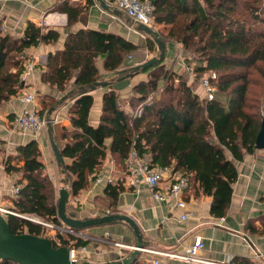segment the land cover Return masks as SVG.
Here are the masks:
<instances>
[{"label": "trees", "instance_id": "1", "mask_svg": "<svg viewBox=\"0 0 264 264\" xmlns=\"http://www.w3.org/2000/svg\"><path fill=\"white\" fill-rule=\"evenodd\" d=\"M150 3L153 25H170L167 36L185 51L198 55V64L192 72L210 79L216 88L214 98L211 101L199 98L181 76L165 70L160 62L141 71L148 72L147 78L132 89L128 105L132 110L141 108L139 115L125 113L117 93L110 90L103 95L99 123L92 127L88 123L92 96L87 89L100 80L96 61L101 60L105 70L115 72L118 80L132 71V67L118 69L137 46L117 35L98 31L69 34L64 49L47 56L42 75L43 82L58 90L74 79L68 96L73 100L68 109L72 129L62 128L58 138L54 137L63 160L69 161L61 167L69 180L67 199L88 186L107 153L124 168L128 154L134 150L147 157L151 166L183 172L189 179L188 189L192 187L197 195L211 199L210 215L224 217L237 178L232 160L241 161L244 153L255 151L254 142L262 121L258 107L247 94L249 70L264 75L258 65L264 66V0H150ZM72 16L70 13L68 22ZM177 23L179 26L175 27ZM57 38V33H44L28 23L19 45L14 47L11 37L0 31V105L21 88L22 62L14 61L13 56ZM147 40L151 50L154 42ZM211 73L215 75L213 79ZM55 103L52 99L40 101L41 116ZM40 156L38 145L32 140L19 146L15 155L4 158V172L19 173L17 183H21L10 210L59 224L52 182L41 173ZM124 190L118 183L105 187L109 207L117 203ZM6 219L12 234L42 235L43 228L39 225L12 215ZM261 233L264 234V229ZM58 238L64 247L68 240L74 247L86 245L81 238ZM132 264L148 263L135 258Z\"/></svg>", "mask_w": 264, "mask_h": 264}, {"label": "crops", "instance_id": "2", "mask_svg": "<svg viewBox=\"0 0 264 264\" xmlns=\"http://www.w3.org/2000/svg\"><path fill=\"white\" fill-rule=\"evenodd\" d=\"M103 1L114 7L113 0ZM70 13L73 16L68 22ZM28 23L40 28L44 33L55 32L58 38L56 41L40 43L37 47L23 51L20 55L22 67L29 62L33 63L31 74L22 82L23 85L18 93L0 108V208L6 210L12 207L10 189L14 185L20 186L21 183H17L20 178L19 173L4 172L3 160L9 155H15L19 146L32 140L36 141L41 154V173L50 179L53 188L58 176L64 174L55 163L46 129L34 134L21 132L14 126L16 116L24 107V96L32 93L36 102L44 99L56 101L64 99L52 114V118L55 119L53 138H58L62 128L67 131L72 129L68 109L73 100L68 96L74 79H71L63 90L43 82L42 75L45 72L47 56L62 51L68 35L80 30L117 35L137 46V50L130 55L134 65L154 57V53L157 52L155 44L149 50L148 38L144 33L136 30V23L122 12L119 16L111 11L102 10L95 0H82L77 3L70 0H0V31L3 35L11 37L14 47L19 45ZM170 27V25L155 24L152 28L165 44V56L160 65L165 70H171L181 76L188 86L193 87L196 75L190 72L189 66L184 61L185 52L182 45L167 36ZM128 61L129 55L118 70L125 69ZM96 68L100 78L98 82H112L117 79L115 72L104 69L101 60L96 61ZM147 75L148 72H140L130 79L127 88L115 91L125 113L135 116L138 108L132 110L128 100L132 96L133 87L145 81ZM196 89L194 92L202 98L200 85ZM108 91H110L108 87H97L89 92L92 96V105L88 114V123L92 127H96L99 123L102 98ZM8 115L13 118L12 122L7 119ZM59 143L62 145L63 141L60 140ZM64 162L69 161L64 159ZM232 162L237 170V178L232 185V197L226 215L221 218L210 215L211 199L201 194L197 195L195 189L191 187L182 195L190 215L187 219L180 220L182 211L175 207L173 199L166 198L159 202L154 200L152 192L145 185H141L138 190L128 187L123 165L116 163L109 153L95 176L111 173L115 184H121L125 188L119 195L117 203L109 207L110 200L104 194L106 185H94L95 177L93 180H90V177L86 188L67 199L66 213L73 214L77 219L101 217L100 213L106 215L107 212L129 217L138 227L145 249L156 252H141L137 257L138 262L200 264L165 255L182 254L184 249L199 237L205 246L200 256L207 261L244 264L241 262L244 260L248 264H264V234L261 233L264 229V150L255 149L253 153H244L241 161L232 160ZM168 184V180L164 179L158 192L165 194ZM100 203H104L103 206L99 205ZM78 232L80 238L86 241L87 247V252L81 254L80 258L82 261L95 264H109L119 261L120 258L123 260L129 257L136 241L131 228L120 221ZM105 233L108 237H105ZM113 243H121L130 248L120 249L114 247Z\"/></svg>", "mask_w": 264, "mask_h": 264}, {"label": "built area", "instance_id": "3", "mask_svg": "<svg viewBox=\"0 0 264 264\" xmlns=\"http://www.w3.org/2000/svg\"><path fill=\"white\" fill-rule=\"evenodd\" d=\"M73 3L80 2L82 0H70ZM114 7L122 12L126 17L131 19L136 24H142L149 28H153L152 22V6L150 0H113ZM137 65V64H135ZM132 63V59L129 55V61L126 63L125 67H133L135 66ZM33 69V63L29 62L23 66L22 73L20 75V80L25 81L31 74ZM190 72L192 69L189 68ZM215 75L213 73L210 74V78L213 79ZM201 87V99L205 101H211L214 98L216 88L210 82V79L205 76L200 82ZM24 107L21 109L20 113L15 118V128L21 132H30L37 134L46 129V116H41L40 109L35 99V95L32 93L26 94L23 98ZM141 108H138L135 115L140 114ZM261 118L264 120V108L260 113ZM55 122V119H53ZM124 175L126 177V185L134 190H138L141 185H145L151 192L152 197L156 201H164L166 198H171L175 201L174 205L177 209L181 210L182 213L179 216L180 220H185L190 215V212L187 210L186 202L182 199L183 193L189 188V179L188 177L180 171H174L172 167L159 168L156 166H151L148 162V158L145 156L138 155L134 150H131L128 154L127 159L125 160L124 165ZM167 179L169 184L165 191V194H161L158 192L160 184ZM94 185L105 184L114 185L115 179L113 178L111 173L101 174L95 176ZM21 186L14 185L10 189L11 199L14 200L17 198L19 190ZM0 213L7 216L12 215L18 218H26L33 222H36L37 225L49 229L53 235L49 236V238L56 246H62L61 241L58 238L62 236L64 238L68 237H77L80 238L81 235L78 231L67 228L61 222L59 224L50 223L48 221H36L30 218L25 217V215L14 212L12 210H6L0 208ZM107 214H109L107 212ZM105 237H108V234L105 233ZM69 244L66 248L69 250V258L70 261H78L82 262L80 258L81 254H85L87 252L86 246L74 247L72 246V241L68 240ZM114 247L122 248H130L121 243H113ZM204 242L201 238H196L193 243L188 245L182 254H165L170 257L179 258L185 262H195L200 264H231L229 261L226 263H214L211 261H207L203 259L200 254L204 251ZM149 253H156L155 251L146 250ZM142 251V252H143ZM119 255V252H118ZM120 258V257H119ZM122 258L119 259L121 261ZM151 264H157L156 261H152Z\"/></svg>", "mask_w": 264, "mask_h": 264}, {"label": "water", "instance_id": "4", "mask_svg": "<svg viewBox=\"0 0 264 264\" xmlns=\"http://www.w3.org/2000/svg\"><path fill=\"white\" fill-rule=\"evenodd\" d=\"M99 7L104 11H111L115 15H121V12L107 5L103 0H95ZM136 30L145 34V36L152 40L156 45L157 55L132 67V71L118 80L112 82H95L87 89L88 92L95 90L97 87H108L109 90L121 91L130 85V79L141 71L148 70L155 67L165 56V44L156 35V33L149 27L142 24H136ZM23 83H21V86ZM64 99L56 101L46 113V133L50 149L52 151L57 167L61 168L64 160L53 138V118L52 114L59 107ZM254 148L256 150H264V120L260 123V129L256 135ZM63 185L58 191V200L56 205V217L67 228L83 230L90 227L107 225L114 222L126 223L132 230L135 236V245L129 257L122 261H117L109 264H132L133 260L137 258L145 249L142 240V235L136 224L127 216L120 214H106L101 217L77 219L73 214L66 213L67 203V178L61 180ZM33 222L29 219L22 218ZM37 225V224H36ZM8 261L15 264H95L88 261L74 262L70 261L69 250L64 246H54L53 242L44 236H35L28 233L12 234L7 223L6 216L0 213V262Z\"/></svg>", "mask_w": 264, "mask_h": 264}, {"label": "rangeland", "instance_id": "5", "mask_svg": "<svg viewBox=\"0 0 264 264\" xmlns=\"http://www.w3.org/2000/svg\"><path fill=\"white\" fill-rule=\"evenodd\" d=\"M181 21L179 20V23ZM177 25V26H176ZM175 25V27H178V23ZM184 61L185 63L189 66V68H193L194 66H196L198 64V55L195 53H190L189 51H185L184 50ZM158 52L154 53L153 56H156ZM13 60L14 61H21L20 59V55H14L13 56ZM259 65V68H261L264 71V66L263 65ZM205 78V75L198 77V76H194V86L192 87L193 90H197L196 87H198V85H200V82L202 81V79ZM248 79H249V85H248V98L250 100V102L258 107V113H261V110L264 108V75L260 74L259 72H257L255 69H251L249 70V74H248ZM202 95V92H201ZM38 101V106L40 107ZM2 105H0L1 108ZM136 113V112H135ZM7 119L12 122L13 118H10V115L7 116ZM65 178V174L59 175L57 180H56V185L53 188V191L55 190L56 193L53 194V202L57 203L58 200V191L60 190V188L63 187L61 180ZM54 185V184H53ZM69 180L68 183L66 184V189L68 190L69 188ZM70 198H72V196H70ZM104 203H100L99 205L103 206ZM69 214V213H68ZM100 216H103L102 213H100ZM3 215V214H2ZM5 216V215H4ZM25 217L36 220V221H41L44 222V220L37 218L36 216L33 215H25ZM43 228V227H42ZM53 233L49 230V229H45L43 228V232L41 236L44 237H49L52 236Z\"/></svg>", "mask_w": 264, "mask_h": 264}]
</instances>
